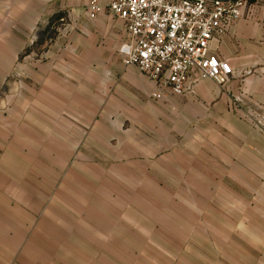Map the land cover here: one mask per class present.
Listing matches in <instances>:
<instances>
[{"label": "rangeland", "instance_id": "rangeland-1", "mask_svg": "<svg viewBox=\"0 0 264 264\" xmlns=\"http://www.w3.org/2000/svg\"><path fill=\"white\" fill-rule=\"evenodd\" d=\"M106 18L101 49H89L85 59L119 58L125 32ZM46 23L47 32L33 37L21 56L41 63L79 56L66 49L72 42L64 28L72 23L52 17ZM112 83L105 74L106 95L88 107L74 97L75 114L89 112L90 125L101 113L100 133L87 131L75 115L72 127L59 122L51 137L42 133L38 147L0 148V156H35L42 174L57 162L54 193L73 190L74 199H89L84 203L101 215V228H93L94 220L86 228L101 239V264L114 251L126 258L116 262L130 264H264V105L256 109L232 94L227 110L217 113L194 89L168 100H153L152 89L130 99L125 92L115 96ZM227 84L205 90L220 95ZM12 107L1 91L0 108ZM4 118L17 124L16 115ZM18 128L0 131V139L8 132L18 139ZM48 140L61 146H44Z\"/></svg>", "mask_w": 264, "mask_h": 264}, {"label": "crops", "instance_id": "crops-1", "mask_svg": "<svg viewBox=\"0 0 264 264\" xmlns=\"http://www.w3.org/2000/svg\"><path fill=\"white\" fill-rule=\"evenodd\" d=\"M51 17L72 23L64 28L68 41L72 42L66 49L79 56L65 62L47 63L23 58L21 52L30 40L42 30L47 32L49 28L45 24ZM106 17L111 16L105 12L94 20L89 19L86 0H0V92L8 93L13 106L0 108V131L19 127L18 139H12V133L8 132L6 138L0 139V148L38 147L42 133L51 137V133L57 132L59 122L73 125L75 115H82L80 122L86 125L87 131L100 133L101 113L99 122L90 125L89 112L75 114L74 97L87 107L91 100L101 101V95H106L107 73L113 76L111 90L115 96L125 92L132 99L139 92L150 93L151 83L135 68H125L122 64L118 47L126 38L125 31L117 43V60L84 58L83 54L96 45L97 50L101 49V22ZM215 53L230 65L234 77L228 81L226 92L220 95L218 90H205L212 84L218 87L214 82L195 81L192 89L199 92L200 101L210 103L213 111L222 113L227 110L223 105L230 101L229 96L235 94L260 109L264 105V13L261 9L244 8L241 18L227 27ZM15 84L17 91L12 86ZM59 100L65 102L61 104L65 106L64 112L58 106ZM61 114L65 119L59 117ZM4 115H16L17 124L11 125ZM44 146L61 145L50 141ZM40 163L32 155L0 156V264H101V239L86 229L90 227V220L97 223L93 228H101V215L95 213L99 211L84 203L89 201L87 198L74 199L73 190L54 193L53 181L58 179V173L52 166L57 162L52 165L50 161L51 168L43 174ZM79 233L87 238L83 239ZM120 255L115 251L104 254L109 262L103 264H130L116 262L126 259Z\"/></svg>", "mask_w": 264, "mask_h": 264}, {"label": "built area", "instance_id": "built-area-1", "mask_svg": "<svg viewBox=\"0 0 264 264\" xmlns=\"http://www.w3.org/2000/svg\"><path fill=\"white\" fill-rule=\"evenodd\" d=\"M246 7L264 13V0H86L89 19L107 12L121 24L122 64L151 83L153 100L183 96L195 81L228 83L233 69L215 49Z\"/></svg>", "mask_w": 264, "mask_h": 264}]
</instances>
